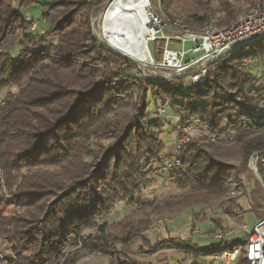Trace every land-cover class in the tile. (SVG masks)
<instances>
[{
	"label": "trees",
	"instance_id": "obj_1",
	"mask_svg": "<svg viewBox=\"0 0 264 264\" xmlns=\"http://www.w3.org/2000/svg\"><path fill=\"white\" fill-rule=\"evenodd\" d=\"M108 1L20 0L16 7L12 0H0V90L8 89L0 104V237L11 247L0 264H76L98 252L112 264H124L117 253L126 251H116L114 229L123 231L121 244L137 237L149 244L144 232L153 214L217 200L229 212L234 201L225 198L231 181L249 171L255 177L250 210L257 221L264 218V109L259 104L264 78L243 66L246 57L264 60V34L225 62L206 65L203 84L185 86L203 66L168 76L112 50L97 36ZM261 1L161 4L170 19L200 27L229 25ZM37 4L49 24L43 34L31 29L35 20L22 12ZM73 5L77 9L68 11ZM15 43L20 48L14 56ZM151 96L207 131L176 149L182 164L167 178L182 193L154 200L138 197L154 163L166 159L165 120L149 113ZM121 201L133 207L132 213L115 225L100 224ZM172 241L187 245L196 260L200 254L215 257L244 248L247 234L224 240L222 247Z\"/></svg>",
	"mask_w": 264,
	"mask_h": 264
},
{
	"label": "rangeland",
	"instance_id": "obj_2",
	"mask_svg": "<svg viewBox=\"0 0 264 264\" xmlns=\"http://www.w3.org/2000/svg\"><path fill=\"white\" fill-rule=\"evenodd\" d=\"M41 1L47 2L49 0ZM12 2L16 7H18L20 0H12ZM150 2L154 8L165 13L161 4L162 0H150ZM109 5L110 3L107 4L106 10L99 24L101 35L103 34L104 29L121 32V26L123 25H133L134 27L139 25V20L136 18L134 13L123 10L117 12V18H111L110 14L108 13L109 16L106 17L104 23L103 19ZM72 8L77 9L73 5V7L71 6L68 8V11H70ZM22 12L30 19L35 20V24L31 28L35 33L43 34L49 28V24L42 19V7L40 4L34 5L28 9H23ZM166 28H168V26ZM125 29L126 28H123L122 30L125 31ZM133 29L134 28H130V30ZM137 31L139 32V30ZM167 33L169 32L166 30L165 34ZM138 35L139 34H137V36ZM157 45L162 48L165 45L164 40H160ZM149 47L152 52H154L155 43L150 42ZM171 47L179 49L182 48L181 45L177 44H172ZM19 48L20 47L18 43H15L12 46L11 50L14 56L18 53ZM185 48L188 49L189 45L187 44ZM156 55L158 59H161L160 53H156ZM187 58L188 55L185 59ZM130 72L136 76L140 75L139 72L133 68L130 70ZM162 73L170 76V72L164 71ZM188 85H190L189 78L185 82V86ZM12 89L15 90V88ZM7 92V88L0 90V104L3 102ZM155 100L156 99H153V96L150 97L148 111L152 117L155 116L165 120V126L162 130L161 137L166 146V159L163 162L156 161L154 163L152 166L154 173L150 178L144 180L143 184L145 188L138 195L139 198L141 197L143 199L146 198L153 200L164 199L170 195H178L182 193L181 190L169 183L167 178V174H169V172H166L164 167L171 159V156L176 152L177 140L179 138V134L183 130V127H186L188 130L190 139H192L194 136L203 135L207 132L206 128L201 126L198 120H185L183 116L178 115L175 111L171 110L168 102L163 103L159 99L156 101ZM259 104L260 107L264 109L261 102H259ZM162 107L165 109L163 113L160 111V108ZM210 137L211 139H214L213 136ZM231 163H234V161L231 160ZM239 178L240 179L233 178L237 181L238 189L235 198H233V206H231L229 209L232 212L225 211L220 200H217L212 202L210 205L196 206L193 209L174 211L169 214H153L151 215V224L144 232L149 240V244H146L141 237L135 238L128 245H124L123 243L121 244L119 242V238L124 236L123 231L122 229H114L112 231V242H114L116 251H126L125 254L117 253L120 261L125 262L124 264H220L219 261L215 259V257H209L203 254H200L196 261L193 257L194 255L191 256V254H189L188 251H190V248H188L187 245L182 244L181 247H176V245L173 243V241L171 242V240H188L192 242H200L201 245H208L210 243L215 244L216 242L213 235L216 232H223L225 234L226 240L242 239L246 234L243 225H247L249 228H251L256 223L257 217L254 212L250 210L249 203V195L255 185V177L249 171L246 172L245 175H241ZM2 187L3 190H5L3 180ZM4 192L6 193V191ZM15 208L16 207H13L11 211H13ZM132 211L133 207L128 205L126 202H118L110 215L100 220L99 223L115 225L124 217L131 214ZM216 218L219 219L218 222L215 221ZM219 222L221 224H218ZM195 228L199 229V233H194ZM90 232H93V230L91 229L86 231V233ZM155 244H158L157 247L151 250V247L153 248ZM79 246L80 242L77 244V247ZM10 249L11 247L8 242L3 237H0V260L3 259L4 254L11 253ZM74 249H76V247H73L71 250ZM76 264H112V261L110 262V258L107 254L98 252L85 255L79 259Z\"/></svg>",
	"mask_w": 264,
	"mask_h": 264
},
{
	"label": "built area",
	"instance_id": "obj_3",
	"mask_svg": "<svg viewBox=\"0 0 264 264\" xmlns=\"http://www.w3.org/2000/svg\"><path fill=\"white\" fill-rule=\"evenodd\" d=\"M145 8L149 19V31L145 35V45L148 48L150 59L137 61L145 66L169 72H184L192 65H201L203 68L190 77L194 87L206 81V65L215 61L225 62L241 48L235 49L234 46L244 44L264 34V0L241 13L229 25L222 26L207 22L200 27H188L181 21L172 20L165 13L154 8L150 0L146 2ZM166 30L169 33L165 34ZM160 40L165 42L162 48L157 45ZM150 42L155 43L154 52L149 47ZM172 44L181 45L182 48L171 47ZM187 44L188 49L185 48ZM156 53L161 54V59L157 58ZM187 55L188 58L185 59ZM243 66L247 70L256 71L261 78H264V60L257 63L253 58L246 57L243 60ZM260 102L264 107V96ZM160 111L163 113L165 109L162 107ZM188 133L186 127H183L177 140V149L190 140ZM262 161L264 164V159ZM181 164L182 159L173 154L164 169L166 172H171L179 168ZM237 189V181L232 180L225 199L235 198ZM243 228L247 234L244 248L226 250L215 256L220 264H264V218L256 221L251 228L247 225H243ZM194 233H199V229L195 228ZM213 237L217 247H222L226 240L225 234L216 232ZM242 256L245 257L244 262H241Z\"/></svg>",
	"mask_w": 264,
	"mask_h": 264
},
{
	"label": "bare ground",
	"instance_id": "obj_4",
	"mask_svg": "<svg viewBox=\"0 0 264 264\" xmlns=\"http://www.w3.org/2000/svg\"><path fill=\"white\" fill-rule=\"evenodd\" d=\"M147 1L148 0H113L108 6V10L104 18V23L106 17L109 16L108 13L111 18H117V12L121 10L131 12L136 15V18L139 20V25L137 26L138 29L133 25H123L121 26V32L104 29V33L106 39L111 45L141 61H147L150 59L148 55V48L145 45V35L149 31L148 12L145 8ZM123 28H126L125 31L122 30ZM130 28L134 29L130 30ZM136 29L139 30V32ZM137 34L139 35L137 36Z\"/></svg>",
	"mask_w": 264,
	"mask_h": 264
},
{
	"label": "water",
	"instance_id": "obj_5",
	"mask_svg": "<svg viewBox=\"0 0 264 264\" xmlns=\"http://www.w3.org/2000/svg\"><path fill=\"white\" fill-rule=\"evenodd\" d=\"M112 1H113V0H109V1H108V4L111 3ZM104 18H105V17H104ZM103 21H104V19H103ZM97 36H98V37H99V38H100V39H101V40H102V41H103L108 47H110L112 50H114V51H116V52H118V53H120V54H122V55H124V56H127V57H129L130 59L138 60V59H135L134 57H132V56L126 54L125 52H123V51H121V50L115 48L113 45H111V44L109 43V41L106 39V36H105L104 30H103V34H102V35H98V34H97ZM254 39H255V38L249 40V42L253 41ZM242 45H243V44L236 45V46H234V48H235V49H238V48H240Z\"/></svg>",
	"mask_w": 264,
	"mask_h": 264
},
{
	"label": "crops",
	"instance_id": "obj_6",
	"mask_svg": "<svg viewBox=\"0 0 264 264\" xmlns=\"http://www.w3.org/2000/svg\"><path fill=\"white\" fill-rule=\"evenodd\" d=\"M200 243V242H199Z\"/></svg>",
	"mask_w": 264,
	"mask_h": 264
}]
</instances>
